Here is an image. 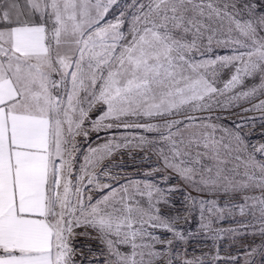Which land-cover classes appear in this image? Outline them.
<instances>
[{
  "label": "snow or ice",
  "instance_id": "obj_1",
  "mask_svg": "<svg viewBox=\"0 0 264 264\" xmlns=\"http://www.w3.org/2000/svg\"><path fill=\"white\" fill-rule=\"evenodd\" d=\"M0 264H264V0H0Z\"/></svg>",
  "mask_w": 264,
  "mask_h": 264
},
{
  "label": "rangeland",
  "instance_id": "obj_2",
  "mask_svg": "<svg viewBox=\"0 0 264 264\" xmlns=\"http://www.w3.org/2000/svg\"><path fill=\"white\" fill-rule=\"evenodd\" d=\"M254 115H259V113H255ZM247 131V129H246ZM259 132H260V127H259V123H257L256 127L254 130H252V139L255 141V140H258L260 139L259 137ZM178 198V197H177ZM221 227H224V228H227L230 226L229 222L228 221H225L222 225H220ZM195 227V226H194Z\"/></svg>",
  "mask_w": 264,
  "mask_h": 264
},
{
  "label": "trees",
  "instance_id": "obj_3",
  "mask_svg": "<svg viewBox=\"0 0 264 264\" xmlns=\"http://www.w3.org/2000/svg\"><path fill=\"white\" fill-rule=\"evenodd\" d=\"M194 226H195V224L192 225V227H194Z\"/></svg>",
  "mask_w": 264,
  "mask_h": 264
}]
</instances>
